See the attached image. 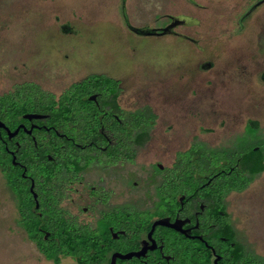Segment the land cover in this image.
<instances>
[{
	"label": "rangeland",
	"instance_id": "374dc122",
	"mask_svg": "<svg viewBox=\"0 0 264 264\" xmlns=\"http://www.w3.org/2000/svg\"><path fill=\"white\" fill-rule=\"evenodd\" d=\"M174 15L198 19L181 28L190 41L126 27L161 29ZM204 62L210 67L201 69ZM90 74L117 79L124 107L156 114L129 165L128 191L115 197L150 207L152 163L168 165L194 142L229 147L249 122L264 144V0H0V95L24 82L58 95ZM11 119L19 118L0 117ZM227 210L238 241L264 260V171L229 195ZM17 218L0 172V264H50Z\"/></svg>",
	"mask_w": 264,
	"mask_h": 264
},
{
	"label": "flooded vegetation",
	"instance_id": "af4514ba",
	"mask_svg": "<svg viewBox=\"0 0 264 264\" xmlns=\"http://www.w3.org/2000/svg\"><path fill=\"white\" fill-rule=\"evenodd\" d=\"M189 18L198 21L191 16ZM170 22L168 19V24ZM188 26L179 23L170 35L190 41L191 38L181 30ZM90 76H102L116 82L117 94L113 93L111 83L105 93H91L82 98L69 95L75 88L84 90L85 85L105 83L104 78ZM4 95L13 97L18 102L17 106L26 111L19 116L12 114V118L19 119H11L9 125L0 120L11 133L18 129L13 137L8 138L5 129L0 128V155L16 172L13 185L8 183L1 163L0 172L16 205V224L45 262L93 264L83 256L81 246L74 256L59 254L57 262L47 260L19 225L18 199L12 186L28 191L33 203L32 211H36L41 220L38 230L44 241L52 234L43 228L51 218L41 215L43 212L56 213L65 238L71 234L76 238V244H81L89 235V243L98 244L103 257H100L103 262L99 264H110L115 253L126 255L143 249V254L138 257L116 258L115 264H244L242 248L245 253L249 252L238 241L239 232L227 210V198L236 192L229 193L220 206H216L213 199L203 198V195H212L211 186L202 184L200 188L204 189L198 190L191 189L190 185L187 189L191 193L197 192V197L178 205V177L174 173L178 151L168 165L151 164L152 170L146 180L153 186L155 200L150 207L141 208L129 201L115 203V197L128 191L129 165L135 162L137 151L149 140L156 118L148 106L134 110L124 107L117 79L104 74H90L72 82L58 95L46 92L37 84L24 82L0 97ZM85 107H90V111H85ZM145 108L150 109L153 117L149 119L147 134L139 143L130 141V130L139 134L141 128L129 126V119L135 114L145 115ZM61 114L92 118L96 125L91 127L96 133L93 134L89 126L82 132L81 128L53 117ZM25 115L37 117L27 119ZM32 185L38 208H35L30 192ZM162 200L165 204H161ZM158 220L176 223L183 232L160 225L152 229ZM89 249L93 251L90 255L97 257L98 251Z\"/></svg>",
	"mask_w": 264,
	"mask_h": 264
},
{
	"label": "trees",
	"instance_id": "16d2710c",
	"mask_svg": "<svg viewBox=\"0 0 264 264\" xmlns=\"http://www.w3.org/2000/svg\"><path fill=\"white\" fill-rule=\"evenodd\" d=\"M89 78H104L105 83H94L86 86L84 90H72L69 93L73 98L78 96L80 98L86 97L91 93H105L106 87L111 84L113 87V93L117 94V84L116 82H111V80L102 76H90ZM80 87V86H79ZM17 100L9 95H4L0 97V117L6 118L7 116H19L23 114L26 109L17 106ZM65 108H62L64 110ZM90 107H85V111H90ZM54 111H52L53 115ZM58 117V115L53 116L56 120H61L64 123L73 124L76 127L84 128L91 127L93 124L92 118L87 116L69 117V116ZM146 115V116H145ZM144 114H135L130 117L128 125L134 128H141V132L136 134L133 130L129 132L130 141L136 143L141 142L143 136L147 134V126H149V119L153 118L150 116V109L145 108ZM144 116V117H143ZM92 133L95 134V128ZM139 135V136H138ZM136 140V141H135ZM0 163L2 170L8 183L13 185L15 170L12 169L9 163H5L4 159L0 155ZM174 173L177 175L178 187H177V204L191 200L197 197V192H189L187 186L191 185L192 188L198 190L204 189L200 186L202 184H207L204 186H211L212 195H203L213 199L216 206H220L223 198L231 192L240 193L244 191L253 181L264 171V144L259 140L258 128L255 124H247L245 132L236 136L230 143L229 147H221L212 149L206 147L201 142L192 143L188 149L185 151H178L176 153V163H175ZM19 173V172H18ZM13 187V192L18 199V212H19V225L25 229L29 237L35 242L38 250L45 256L47 260H52L57 262V256L59 254L66 255H76L77 248L81 246V251L83 250V256L87 258L93 264H99L102 261L100 257L102 256L98 244H90V236H85L81 244H76L75 237L71 234L65 238L60 226V218L56 213L43 214V218H51L49 223L43 228L50 231L51 237L47 241H44L40 235L38 228L40 227V217L36 211H32V200L28 194V191L21 187ZM162 200L161 204H165ZM92 248L98 251V255L91 256L90 253ZM241 256L244 264H264V260L253 256L250 253H245L243 248L241 251ZM92 258V259H91ZM103 258V257H101Z\"/></svg>",
	"mask_w": 264,
	"mask_h": 264
},
{
	"label": "water",
	"instance_id": "95a60500",
	"mask_svg": "<svg viewBox=\"0 0 264 264\" xmlns=\"http://www.w3.org/2000/svg\"><path fill=\"white\" fill-rule=\"evenodd\" d=\"M170 19V23L164 27V28H161V29H156V28H137V27H134V26H131L129 23H127V29L128 31H130L131 33L137 35V36H142V37H149V36H163V35H170V34H173V28L179 24V23H182V24H191L193 22V20H191V18L187 17V16H173ZM61 30L63 31V33L66 32V30H69V27L67 26H62L61 27ZM210 67V63L207 62V63H204L202 65V69H207ZM93 99V98H91ZM25 118L27 119H32V118H35L37 116L35 115H25L24 116ZM0 128H3L5 129L7 135H8V138H11L13 137L16 133H17V130H15L13 133H11L9 131L8 128L5 127V125L0 121ZM12 162L14 163L15 162V159L13 158L12 159ZM30 192L35 200V208H38V202H37V195L33 192V185L30 187ZM156 225H160V226H165V227H169V228H172L174 230H177V231H181L183 232L179 225H177L176 223L174 224H170L166 221H163V220H158L156 222H154L153 226H152V229L156 226ZM45 237H47V234H45ZM143 251L144 249L141 251V252H138V253H129V254H126V255H120V254H113L112 258H111V261H110V264H115V259L118 258V259H130L131 257L133 256H140L143 254Z\"/></svg>",
	"mask_w": 264,
	"mask_h": 264
}]
</instances>
